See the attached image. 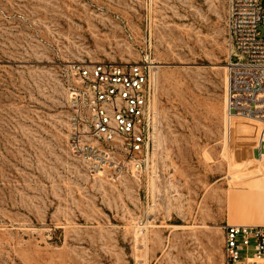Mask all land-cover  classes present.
<instances>
[{"label": "rangeland", "instance_id": "obj_1", "mask_svg": "<svg viewBox=\"0 0 264 264\" xmlns=\"http://www.w3.org/2000/svg\"><path fill=\"white\" fill-rule=\"evenodd\" d=\"M228 3L0 0V264H223L227 223L264 224L262 125L225 116ZM150 54V164L95 169L72 147L71 66Z\"/></svg>", "mask_w": 264, "mask_h": 264}, {"label": "built area", "instance_id": "obj_2", "mask_svg": "<svg viewBox=\"0 0 264 264\" xmlns=\"http://www.w3.org/2000/svg\"><path fill=\"white\" fill-rule=\"evenodd\" d=\"M227 30L226 121L254 118L264 134V0H229ZM156 73L151 54L71 66L72 147L95 169L141 174L149 166L159 128ZM223 230V264H264V225L227 223Z\"/></svg>", "mask_w": 264, "mask_h": 264}, {"label": "crops", "instance_id": "obj_3", "mask_svg": "<svg viewBox=\"0 0 264 264\" xmlns=\"http://www.w3.org/2000/svg\"><path fill=\"white\" fill-rule=\"evenodd\" d=\"M255 187H258V186H255ZM260 188H264V185H262V187H260ZM246 193H247V191H246ZM246 193H242V194H239V195H233V198H237L238 196H241V195H245ZM240 207V206H239ZM242 212H243V210L242 209H245V207L244 206H241L240 208H239ZM245 212V211H244ZM247 212V211H246ZM249 218L251 219V220H254V219H256V218H261L262 219V221H264V213H257V212H254V213H250L249 214ZM236 219L237 220H240V221H245V220H243V218H242V216L241 215H237L236 216ZM242 219V220H241ZM246 221H249V220H246ZM258 221H260V220H258ZM250 222H253V221H250ZM245 223V222H244ZM247 223V222H246ZM240 224V223H239ZM249 224H254V223H249Z\"/></svg>", "mask_w": 264, "mask_h": 264}, {"label": "bare ground", "instance_id": "obj_4", "mask_svg": "<svg viewBox=\"0 0 264 264\" xmlns=\"http://www.w3.org/2000/svg\"><path fill=\"white\" fill-rule=\"evenodd\" d=\"M239 224V223H238ZM240 224H249V223H240ZM257 225H264V224H257Z\"/></svg>", "mask_w": 264, "mask_h": 264}]
</instances>
